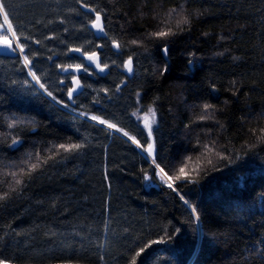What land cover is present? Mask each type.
Returning <instances> with one entry per match:
<instances>
[{"label":"trees","instance_id":"obj_1","mask_svg":"<svg viewBox=\"0 0 264 264\" xmlns=\"http://www.w3.org/2000/svg\"><path fill=\"white\" fill-rule=\"evenodd\" d=\"M5 4L25 51L0 58L3 264H264V0ZM83 52L107 68L69 100Z\"/></svg>","mask_w":264,"mask_h":264},{"label":"snow or ice","instance_id":"obj_2","mask_svg":"<svg viewBox=\"0 0 264 264\" xmlns=\"http://www.w3.org/2000/svg\"><path fill=\"white\" fill-rule=\"evenodd\" d=\"M83 6L84 5H82V7ZM0 14L3 15V24H0V28H3L4 25H7L8 31L12 32L13 36H16L15 31H13V25L11 24V22L9 20V14L6 11L5 0H0ZM182 23H188V21L185 19L182 21ZM92 27L95 28L100 33L104 32V27H103V24L101 21V15L99 12L96 13L95 20L92 22ZM169 34H171V33L166 32V31H160L158 33H154V35L159 36V37L167 36ZM0 42H2V44H0V46H3L9 50H13V45L7 38L0 36ZM133 43H136V41H133ZM113 46L116 48L120 47L119 43L116 42L115 40L113 41ZM16 47L19 49L20 53H24V51H25L24 46L17 44ZM71 51L81 52V49L80 48H74V49H71ZM164 52H165V54L167 53V48L164 49ZM82 54L84 55L85 59H87L88 61H91L93 64H95V67L97 69H99L101 72H103L105 70V68H107V64H105L103 67H101V64L99 62V57L97 56V54L95 52H92V53L83 52ZM24 64H25V67H29L31 64V61L27 55L24 56ZM132 64H133L132 59L129 58V60L125 64V67L127 68L128 72L132 71ZM69 69H71L74 72H80L81 70L88 71L87 67H85L82 64L67 65L66 67L62 66V70L65 72H67ZM30 75H32L33 79H35V80H37V82H39V78L35 75L34 72H30ZM72 82H73V84L76 85V87L69 89L68 96L70 99L72 98L73 93L76 92L77 89L81 86L80 81L76 76L72 77ZM41 87H44V85L41 84ZM49 95H51V93H49ZM209 107H210L209 105H205V110H207V108H209ZM147 111L151 116V120H149L148 116H145L144 117V123H145V127L148 129L149 136H151L152 135V124L155 123L156 113H155L154 109H151V108H149ZM90 118L92 120L98 121L101 124L107 123L105 120L100 119V117H98V116H92ZM107 126L109 128H115L116 127L114 124H111V123H108ZM117 131H119V129H117ZM124 135L127 136L128 133L125 132ZM129 139H132L133 143L137 144L138 147H141V145L139 144V142L137 140H135V138L129 137ZM14 143H15V141H14ZM61 147L63 148L64 146L61 145ZM79 147H80V145H72V148H79ZM66 150H71V149H66ZM144 151H147L149 153V155H152L153 154V145H148V147L145 148ZM153 163L155 164V159H153ZM156 167L159 168V165L157 164ZM160 173L162 174V178L167 177L168 180L173 179L172 177L168 176L167 173L164 172L163 168H160ZM182 175H185V169L183 167L180 169V175L176 176L175 179L179 180ZM17 183H19V181H17ZM168 187L172 188L173 185L171 183H169ZM158 242L159 241H154L153 243H158ZM143 251H144V249H141L140 252L136 253V256L137 257L140 256ZM0 264H3L2 260H0ZM132 264H136L135 258H133Z\"/></svg>","mask_w":264,"mask_h":264},{"label":"rangeland","instance_id":"obj_3","mask_svg":"<svg viewBox=\"0 0 264 264\" xmlns=\"http://www.w3.org/2000/svg\"><path fill=\"white\" fill-rule=\"evenodd\" d=\"M2 24H3V22H2ZM92 31H93V30H92ZM93 32H94V31H93ZM94 33H95V32H94ZM0 36L7 38L11 43H13L14 45H16L15 40H14V37H13V35H12V32L8 31V29H7V25H4L3 28H0ZM17 49H18V48H17ZM18 50H19V49H18ZM84 60H85V63H86V65H87V67H88V72L94 71V72L97 73V74H103V73L105 72V70H104L103 72H101L99 69H97V68L95 67V64H93L91 61H88L87 59H85V57H84ZM123 71H124L125 74H126L127 76H129V77L132 75V71H131V72H128V70H127L126 67H124V70H123ZM84 72H85L84 70H81L80 72H74V71H72L71 69H69L67 72L64 71L65 74L70 73V74H72V77H73V76H76L77 78H78V76H79L80 74H82V73H84ZM86 72H87V71H86ZM74 87H76V85L73 84V82H72V88H74ZM80 90H81V86L77 89L76 92L73 93L72 98H73L74 95L77 94ZM68 98H69V96H68ZM72 98H71V99L69 98V100H72ZM145 116H148L149 120H151V116H150L149 113H147V114H145V115H143V116H139V117H140L139 119H140L141 124H142V126L144 127L145 131L148 133V129L145 127V123H144V117H145ZM155 121H156V118H155ZM154 125H155V123L152 124V131H153ZM148 134H149V133H148ZM157 170H158L157 172L160 171L159 168H157ZM157 175H158V173H157ZM157 177L159 178V176H157ZM159 180H160V178H159ZM160 181H161V180H160ZM169 181H170V180H169ZM170 182H171V181H170Z\"/></svg>","mask_w":264,"mask_h":264},{"label":"water","instance_id":"obj_4","mask_svg":"<svg viewBox=\"0 0 264 264\" xmlns=\"http://www.w3.org/2000/svg\"><path fill=\"white\" fill-rule=\"evenodd\" d=\"M91 30H93L95 32V35L97 37H100L103 35V33L98 32L95 28L92 27V25L90 26ZM0 44H2V42H0ZM13 45V50H9L3 46H0V58L3 59H12L14 57H16L17 55L21 56L20 51L17 49V47L12 43ZM129 140V139H128ZM130 142H132L131 140H129ZM149 145H153V154L149 155V153L146 151V156L150 159L153 160L154 159V143H153V139L151 138L150 144ZM158 171V170H157ZM158 172H156L157 175ZM158 176V175H157ZM159 179V178H158ZM164 184H166V182L162 181Z\"/></svg>","mask_w":264,"mask_h":264},{"label":"bare ground","instance_id":"obj_5","mask_svg":"<svg viewBox=\"0 0 264 264\" xmlns=\"http://www.w3.org/2000/svg\"><path fill=\"white\" fill-rule=\"evenodd\" d=\"M158 176H159V178H160L161 181L166 182V185H168L169 183H171V182L167 179V177L162 178V174L160 173V171L158 172ZM171 184H172V183H171Z\"/></svg>","mask_w":264,"mask_h":264}]
</instances>
